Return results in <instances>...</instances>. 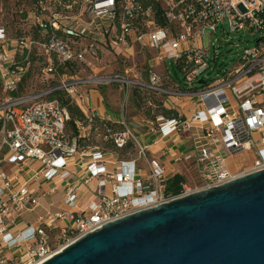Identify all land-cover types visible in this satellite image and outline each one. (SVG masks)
<instances>
[{
  "label": "built area",
  "instance_id": "2783aa9c",
  "mask_svg": "<svg viewBox=\"0 0 264 264\" xmlns=\"http://www.w3.org/2000/svg\"><path fill=\"white\" fill-rule=\"evenodd\" d=\"M27 19L32 34L15 38L0 24V89L5 93L0 101V166L9 163L22 171L26 164L41 165L33 179L52 183L41 195L55 193L61 184L66 208L38 215L34 226L12 231L40 198L27 182L0 171V246L10 251L0 256V264H40L108 222L195 191L187 182L177 195L167 191L164 166L149 157L148 145L126 121L124 130L108 129L102 139L117 150L132 142L135 155L121 159L99 144L82 148L79 140L87 136V128L79 124L81 134L71 136L68 109L46 97L49 93L66 91L78 97L81 85L104 82L134 84L162 94L169 114L141 123L163 137L190 132L196 147L178 161L195 159L206 181L202 188L264 169V0H37ZM226 27L255 38L251 46L237 45V60L229 66L220 62L217 44L204 41L207 33L226 32ZM135 45L154 51L158 63H175L183 82L171 73L166 81L156 64H150L148 81L119 73L73 77L38 92L17 94L25 73L36 64L52 75L72 67L104 72L97 66L108 53ZM165 72H171L166 65ZM86 115L90 124L97 116ZM241 154L254 155L243 172L222 166L226 157ZM83 157L87 173L82 182L93 185L96 195L85 208L69 169L72 161L80 164ZM141 159L148 172L139 166ZM60 221L67 223L59 227Z\"/></svg>",
  "mask_w": 264,
  "mask_h": 264
},
{
  "label": "water",
  "instance_id": "95a60500",
  "mask_svg": "<svg viewBox=\"0 0 264 264\" xmlns=\"http://www.w3.org/2000/svg\"><path fill=\"white\" fill-rule=\"evenodd\" d=\"M40 264H264V169L108 222Z\"/></svg>",
  "mask_w": 264,
  "mask_h": 264
},
{
  "label": "rangeland",
  "instance_id": "374dc122",
  "mask_svg": "<svg viewBox=\"0 0 264 264\" xmlns=\"http://www.w3.org/2000/svg\"><path fill=\"white\" fill-rule=\"evenodd\" d=\"M34 0H0V24H4L9 31V36L12 38L18 37L20 35H29L32 34V23L28 20V14L32 9ZM21 19H23V34L21 28ZM254 37L248 32H229V29L226 27V32H223L221 29H218L215 33H207L204 37L205 44L211 43L217 44V53L219 54L220 62L224 64L232 65L237 60V45L241 47L251 46L254 44ZM214 49V47H213ZM155 52L149 49H146L140 45H135L129 49L118 50L108 53L98 64L97 68H103L104 72H90L85 70L82 67H72L66 72H55L52 74H47L42 71V66L36 64L28 72L25 73L23 83L20 86L18 95L38 92L43 89H47L53 86L55 83L60 82L62 79L67 78H80L88 79L96 76H107L112 74H125L128 78L132 80H149V69L150 64L155 66L159 71L158 73L162 74L165 80H168V72H165V65L171 71L173 77L178 78L183 82V72L177 67L175 63L171 60H167L164 64L160 60L158 63L155 58ZM128 70L129 72H123ZM199 87V85L197 86ZM91 89H95L101 92V94L111 103L115 102V94H118V101H120L121 106L124 108L123 117L127 119V124H132L139 134L138 131H148L147 127L143 124H146L147 119H154L159 113L155 110L158 109V105H162L164 96L162 94L150 91L144 88H138L136 85L131 84L129 87L120 83H104V82H90L81 85L78 89L79 96L71 97L73 102L76 103L82 111H84L82 105L84 106V100L86 95ZM121 89V95L119 97V90ZM142 90V91H141ZM141 92L143 96H141ZM66 97L69 96L65 91ZM14 94V93H13ZM51 94H47L46 97L49 98ZM5 93L0 89V101L4 98ZM131 96V99L129 97ZM136 96V97H134ZM140 97V98H139ZM97 98V97H96ZM143 99V100H142ZM58 100V99H57ZM135 100V102H134ZM60 101V100H59ZM146 108H149L147 113H145ZM143 114V117H146L142 125H138L135 122H130L129 120L133 117L134 113ZM90 113V112H89ZM86 114V113H85ZM88 114V113H87ZM122 116V114H120ZM71 131V130H70ZM87 135L90 134V129L87 128L83 131ZM187 135V138L192 139L190 132L184 133ZM202 135V134H201ZM200 135V136H201ZM140 136V134H139ZM140 140L145 144V140L140 136ZM107 141L103 140L102 137H94L91 144H99L108 151H112L111 147L107 145ZM193 142H187L183 144L182 150L188 149L191 147ZM112 145V144H111ZM195 145V142H194ZM196 146H194L195 149ZM193 149V151H194ZM191 151V152H193ZM135 155V154H134ZM245 159L247 154L243 155ZM129 158V157H126ZM141 161L144 166L145 160H138L139 166H141ZM145 161V162H144ZM185 164H190V172L184 173L187 177V182L190 188L193 190L204 187L206 181L199 174L198 165L195 162V159L183 160ZM246 162V161H245ZM249 163L242 168L240 171L243 172L246 167L250 166L252 163L251 160H248ZM251 162V163H250ZM229 163L232 161L229 159ZM37 165V164H36ZM222 166L225 167V162H222ZM41 165H37L36 168L39 169ZM7 171L5 165L0 166V171ZM149 171V169H148ZM186 172V171H185ZM198 172V173H197ZM89 189V187H88ZM7 253L10 251L6 250Z\"/></svg>",
  "mask_w": 264,
  "mask_h": 264
},
{
  "label": "crops",
  "instance_id": "0c3cea01",
  "mask_svg": "<svg viewBox=\"0 0 264 264\" xmlns=\"http://www.w3.org/2000/svg\"><path fill=\"white\" fill-rule=\"evenodd\" d=\"M171 73V72H168ZM172 75V74H171ZM121 95V89L119 90V97ZM86 99L84 100V106L82 105L84 112L89 114V112H94L96 115L108 118L114 122L122 123L127 121L126 118L123 117L124 108L121 106L120 101H118V94H115V102L111 104L98 90L91 89L89 93L86 95ZM97 97V98H96ZM132 102L131 96L129 97ZM135 102V100H134ZM122 114V116L120 115ZM144 115L134 113L133 117L129 120L130 122H144ZM140 136L145 140V144L148 145V155L152 160H156L161 165L164 166L166 170V178L167 183L174 176L180 174L184 177V181L187 180V177L184 173L190 172V164H185L184 161H178L179 158L183 157L187 152H191L194 149V142L192 139L187 138L186 134H172L169 137H163L159 133L154 134L149 131L142 132L138 131ZM187 142H193L192 146L188 149H183V144ZM245 155V154H243ZM243 155H235L228 156L225 160V168L229 169L233 173H240L242 168H244L248 162V160L254 159L253 154H247V158L243 157ZM113 156V155H112ZM111 156V157H112ZM229 159L232 163H229ZM82 163H78L77 161H72L69 169L71 170V180L74 184H77L80 188V196H81V208H85V206L90 202L96 199V195L94 191H92L93 185H85L82 180L84 176H86V169L83 167L86 163V158H81ZM115 160L114 157L111 158L112 163ZM246 161V162H245ZM145 162V161H144ZM250 162V163H251ZM147 164V162H145ZM7 168V174L10 175L11 179H16L17 182H27L32 190L35 191V194L39 196L40 202L38 206L32 210L23 213L21 218H19L17 224L11 228L12 231H21L23 229L29 228L32 224L34 226L36 224V217L38 215L46 214L47 212H55L60 210L61 208H66L63 203L65 188L59 184L58 190L55 193L48 194L47 196L41 195L44 192H49L51 187V182H46L44 179H33L35 174L36 164H26L22 171L20 169L15 168L13 165L9 163L4 164ZM114 166V165H113ZM141 166L144 172H148V164L144 166L141 161ZM4 171V170H3ZM186 171V172H185ZM198 173V172H197ZM83 176V177H82ZM17 177V178H16ZM89 187V189H88ZM67 222L60 221L57 226H64ZM58 230V229H57ZM7 255L6 250L2 249L0 246V256Z\"/></svg>",
  "mask_w": 264,
  "mask_h": 264
},
{
  "label": "trees",
  "instance_id": "16d2710c",
  "mask_svg": "<svg viewBox=\"0 0 264 264\" xmlns=\"http://www.w3.org/2000/svg\"><path fill=\"white\" fill-rule=\"evenodd\" d=\"M36 1L37 0H34L33 5L35 4ZM141 96H143L142 92H141ZM49 99L60 100L61 104L68 109L69 114H70V119L67 122V131L71 136H79L81 134L79 124H81V126H84L90 129V134L87 136L82 135L79 140L82 148L88 145H92L91 142L96 136L103 138V136L107 133L108 129H111L112 131L124 130V125L122 123L114 122L108 118H103L98 115L94 117L92 123L90 124L85 112L82 111V109L76 103L73 102L70 96L66 97V93L64 91H56L52 93L49 96ZM148 109L149 108H146L145 113L149 111ZM155 110L159 114H166V115H168L170 112V110L166 108L163 103L161 106L158 105V109H155ZM106 143L108 146L111 147L112 151H116L119 154V157L121 159L129 157V153H131L130 155L135 154L132 142H129L126 147H124L123 149H119V150L114 148L113 145H111V142L107 141ZM182 182H184V177L180 174H177L170 181H168L167 191L174 195L179 194L182 190L181 188Z\"/></svg>",
  "mask_w": 264,
  "mask_h": 264
}]
</instances>
